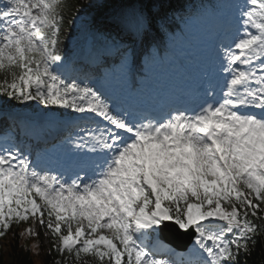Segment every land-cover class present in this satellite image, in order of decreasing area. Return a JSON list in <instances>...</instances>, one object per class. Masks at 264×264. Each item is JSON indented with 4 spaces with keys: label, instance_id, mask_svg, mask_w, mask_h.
<instances>
[{
    "label": "snow or ice",
    "instance_id": "1",
    "mask_svg": "<svg viewBox=\"0 0 264 264\" xmlns=\"http://www.w3.org/2000/svg\"><path fill=\"white\" fill-rule=\"evenodd\" d=\"M68 7L0 0V104L65 109L76 129L55 169L10 135L0 142V239L21 223V239L42 231L52 264H247L264 241V0L235 3L237 34L217 46L199 101L159 114L122 108L67 74ZM169 28L165 0H122L102 11L98 31L127 67L135 42ZM173 230L191 234L187 257L161 238ZM39 247L25 250L38 255Z\"/></svg>",
    "mask_w": 264,
    "mask_h": 264
},
{
    "label": "trees",
    "instance_id": "2",
    "mask_svg": "<svg viewBox=\"0 0 264 264\" xmlns=\"http://www.w3.org/2000/svg\"><path fill=\"white\" fill-rule=\"evenodd\" d=\"M117 0H113L116 2ZM187 0H165L166 12L175 10L179 6H183ZM69 7L66 9V18L71 19L72 14L75 13L77 7L89 5L88 0H67ZM64 25L65 36L63 38V48L66 47V36L70 29L68 23ZM28 225L21 223L19 227L15 225L9 231V233L2 239H0V264H52V261L56 258V254L53 253L50 257L48 255L49 248L51 247L50 238L45 240L43 232L38 238H32L40 245L38 252L34 254V251H26L23 239L19 237V233L22 232ZM39 230V229H38ZM15 234V235H14ZM27 238V237H24ZM247 264H264V241L257 244L256 249L252 255L247 257Z\"/></svg>",
    "mask_w": 264,
    "mask_h": 264
}]
</instances>
